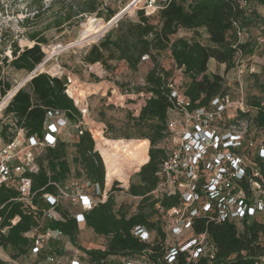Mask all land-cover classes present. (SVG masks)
<instances>
[{
    "label": "trees",
    "instance_id": "16d2710c",
    "mask_svg": "<svg viewBox=\"0 0 264 264\" xmlns=\"http://www.w3.org/2000/svg\"><path fill=\"white\" fill-rule=\"evenodd\" d=\"M248 1L249 7L244 8L240 0H170L153 16L145 14V11L140 9L137 12L138 19L127 21L126 26L127 33L136 43L134 52L124 40L113 41L110 38L94 44L88 51L85 60L89 63L106 62L108 58L113 57L115 49L121 51L122 57L133 68H136L144 55L153 57V66L147 72L145 84L139 88L150 94V97L140 107L139 115L134 117L143 130L140 136L147 138V142L126 139L123 142L115 141L112 145L115 156L118 153L117 155L139 163L144 154V146L149 143L147 162L136 173L137 181L132 182L128 190L129 194L141 197V200L137 210L130 212L123 204L116 208L115 198L110 195L105 202L99 203L85 213L86 226L97 235L106 237L104 249L84 250L88 255L87 264H113L111 260L113 257L130 259L141 256L151 259L154 264H254L264 255V220L259 218L247 220L244 227L239 229L233 222L219 223L202 215L195 219L194 231L208 233L217 246L216 257L212 260L200 257L188 261L186 253L180 252L173 262H169L166 259L167 231L160 219L162 213L156 207V203L160 201L161 206L168 209L178 205L180 197L177 194L166 195L159 200L150 194L157 186V171L161 161L166 157V150L159 144L168 135V110L173 106L167 86L173 71L167 70L157 60L155 52L170 50L175 65L184 68L186 93L194 105L208 106L215 96L227 93L224 75L207 72L209 61L215 59L219 63H224L226 70H229L235 65L238 49L247 54L251 44L250 41L239 42V29L249 30L252 26H258L264 34V17L251 7V1L264 5V0ZM100 4L99 0H80L77 14L93 13ZM72 5L74 7L75 4ZM39 12L37 9L34 16ZM114 14L115 11L112 10L109 19ZM72 16V13H66L58 20V25L70 21ZM152 17H157L158 22L154 23ZM181 28L194 30L197 35L172 38ZM200 29H205L208 33L207 43L200 38ZM28 35L34 44L22 48L18 40L13 39L11 59L4 55L5 38L1 40L3 43L0 51L1 96L13 87L11 81L3 74L4 67L10 65L18 70L30 72L45 58L41 43H46V37L36 30ZM102 86V83H95L90 85V88L94 92ZM65 89V76H52L47 72L35 75L18 90L6 107V112L13 116L12 124L2 125L0 138L10 140L13 132L9 133L8 130L13 129L15 125L24 126L30 135L43 136L46 113L49 109L70 112L80 120L81 111ZM259 89L262 95H253L248 100V104L254 109L253 114L240 112L233 122L239 123L247 119L253 128L264 130V81L259 83ZM124 100L125 96H120V103ZM75 147L76 154L72 161L68 158V142L62 138L58 139L54 147H47L39 156V172L28 174L32 179V189L36 192L37 200L41 201L44 193L57 192L53 182H61L71 176L90 179L104 190L106 180L107 184H110L113 177L118 175L114 169L105 168L103 157L96 149L95 139L89 129L83 134H78ZM253 160L260 170L261 177L258 179L264 188V157L255 155ZM72 162L76 165V174L72 171ZM113 187V190L120 189L117 188V182ZM17 196L16 189L7 185L0 186L1 226L11 225L10 219L20 216V220L11 225L6 233H0V245L12 248L20 254L26 253L32 245V238L28 233L36 219L34 215L23 210L22 203L15 199ZM59 210L63 219L50 222L49 225L59 227L71 241L76 242L81 231L76 217L67 209ZM136 226H145L154 231L156 234L153 240L145 241L136 236L133 233ZM0 264L8 262L0 257Z\"/></svg>",
    "mask_w": 264,
    "mask_h": 264
},
{
    "label": "built area",
    "instance_id": "2783aa9c",
    "mask_svg": "<svg viewBox=\"0 0 264 264\" xmlns=\"http://www.w3.org/2000/svg\"><path fill=\"white\" fill-rule=\"evenodd\" d=\"M169 1L133 0L130 5L138 3L137 8L143 9L147 15H152L165 7ZM142 2L143 5H139ZM240 3L244 8L250 5L248 0H240ZM107 5L108 1L103 0L99 9ZM124 11L125 9L113 15L110 21L118 20ZM91 17L99 18L97 13ZM246 35H248L246 29H239V42H245ZM102 36L103 34L97 39ZM258 39L264 41V34ZM73 44L75 43L66 45L59 42L50 48V55L45 53L44 60L29 72L24 82H19L0 97L1 109H6L18 90L35 75L43 72L40 68L42 65L56 53ZM245 55L242 49H238L234 67L240 73L247 69L255 73L254 65L245 61ZM146 58L149 56L144 55L143 59ZM51 75L66 77L65 92L76 101L72 88L75 86L73 76L61 75L59 72ZM167 86L173 106L168 110V135L162 145L166 150V157L161 161L157 171V186L150 192L159 200L166 195L177 194L180 197V203L168 209L162 207L160 201L156 203L162 216L168 217L167 225L164 226L167 231L166 259L173 262L180 252H184L188 261L200 257L212 260L216 257L217 246L207 232L194 231V221L197 217L206 215L219 223L233 222L239 229L240 226L244 227L247 220L253 218L264 220V188L258 179L261 177L260 170L253 160L255 155L264 157V139L258 140L252 133L264 130L253 128L247 119L239 123L232 121L240 112L252 115L254 111L244 94L235 100L227 92L215 96L208 106H195L186 93L184 68L177 65ZM77 103L76 101L75 104ZM75 119L70 112L49 109L46 113L43 136L30 135L24 126H17L13 122L15 127L12 129L11 139L0 141V186L7 185L16 189L18 196L15 199L22 203L26 213L34 215L36 219L28 233L32 238V245L26 253L17 254L15 258H4L2 252L7 247L0 245V257L8 264H20L19 259L28 255L38 258L56 241L68 239L71 243H79V239L73 242L59 227L49 225L50 222L63 219L59 210L66 209L61 203L62 198L68 197L79 209V212L73 215L81 231L86 228L85 213L107 200L106 196L103 197L101 194L98 183L75 176L61 182H53L57 192L44 193L41 201L37 200L36 192L32 189V179L28 174L39 172L38 158L45 149L54 147L67 128L73 124L76 125L78 134H83L88 129L82 118ZM19 220V215L14 216L10 219L11 225ZM11 225L2 227L0 218V233H6ZM133 233L145 241H152L154 238L153 231L145 226H136ZM84 256L85 260L78 257L63 260L55 254L48 253L46 259L52 264H87L86 252ZM124 264L154 263L146 256H141L137 262L126 261ZM254 264H264V255Z\"/></svg>",
    "mask_w": 264,
    "mask_h": 264
},
{
    "label": "rangeland",
    "instance_id": "374dc122",
    "mask_svg": "<svg viewBox=\"0 0 264 264\" xmlns=\"http://www.w3.org/2000/svg\"><path fill=\"white\" fill-rule=\"evenodd\" d=\"M102 1L99 0V2ZM107 1V6L101 9L98 8L93 13L86 12L77 14V5H79L80 0H0V51H2L1 48L3 47L1 40L5 38L3 41L6 43L4 55H8L11 59V44L13 39L18 40L22 48L31 46L34 44V41L30 40L28 34L35 30L46 37L47 41L46 43H41V47L48 55H50V48L59 44V42H63L66 45L75 43L56 53L46 62L45 67L41 66L40 68H42L43 72L50 74L59 72L61 75L71 74L73 76L75 87L78 88L79 92L75 94L76 101L78 102L77 105L80 109L85 110L81 112L83 124L92 132L96 142V149L98 147L100 151L97 150L101 152L100 154L103 157L105 168H108V170L114 169L118 174L113 177L110 184H107L106 180L105 189L100 190L101 194H103V197L106 196V199L112 195L115 198L116 208L123 204L125 206L124 208H127L130 212H134L138 208L141 197L129 194L128 190L130 184L137 181L136 173L147 162V148H150V145L148 147L149 143H147L144 146V154L139 163L125 156L117 155L118 153L116 156H119V158H117L114 155L115 150L112 148V145L115 141L123 142L126 139L138 141L147 140V138L140 136L143 130L137 124L134 117L139 115L140 107L143 106L144 101L150 95L145 90H140L139 88L146 82L147 72L153 66V57L146 59L141 57L136 68H133L122 57L121 51L115 49L113 57L108 58L104 63H89L85 60L90 48L94 44H99L105 38H110L113 41L124 40L131 47L132 52L135 50L136 43L127 33L126 26L127 21H135L138 19L137 12L140 8L134 6L133 10L128 9L133 0ZM73 3L75 4L74 7L72 5ZM139 5H143V2ZM251 7L264 17V5L251 1ZM37 9L40 12L34 16ZM124 9L125 11L122 16L108 27V23L111 22L109 16L112 10L117 14ZM66 13L73 14L71 20L59 26L57 23L58 20L63 18ZM94 13H97L98 19L91 17L94 16ZM152 21L157 23L158 18L152 17ZM98 25L105 28L104 31L101 33L98 32L91 38L83 41L86 34ZM199 32L202 41L207 43L208 33L206 30L200 29ZM101 34L103 36L97 39ZM247 34L245 41H250L251 44L248 53L245 55V61L254 65L255 73H253L254 71L250 72L248 69L240 73L235 67L226 70V65L219 63L215 59L209 61L207 72H216L224 75L227 92L235 100L244 94L248 102L251 96L262 95L259 89V83L264 81V41L258 39L263 35L258 26H252L247 30ZM194 35H197L194 30L181 28L172 38L179 36L192 37ZM105 53L106 55L109 54L108 51ZM155 54L157 60L167 70L170 72L175 70V61L169 49L155 52ZM3 74L11 81L13 86H16L19 82H24L27 79L29 72L26 70H18L9 65L4 67ZM95 83H102L103 86L98 91L93 92L90 85ZM122 95L125 96V100L123 103H120V96ZM12 117V115L6 112V109H1L0 102V129L2 125L5 126L8 124L10 126L12 124ZM8 131L11 133L12 129ZM252 133L258 140L264 139L263 131H253ZM62 139L68 142V158L72 161L76 154L75 143L78 140V132L75 124L67 128L62 135ZM159 145L162 146L163 142ZM72 166V171L76 174L75 163L72 162ZM116 182L117 188L120 189L113 190L112 188H114L113 186L114 184L116 185ZM61 203L72 214L79 212V209L72 204L68 197L62 198ZM160 219L163 226H166L168 217L161 216ZM240 229H242V226H240ZM155 234L153 231V235ZM78 241V244L71 243L68 239L53 242L49 248L44 250L40 257L36 258L28 255L27 257L19 259V262L20 264H52L46 259L48 253L55 254L63 260L74 257L85 260L84 250L88 247H104L106 237L97 235L90 227L86 226V228L80 231ZM16 254L17 251L12 248H7L2 252L4 258H15ZM138 259L139 257L130 259L113 257L111 260L113 264H124L126 261L137 262Z\"/></svg>",
    "mask_w": 264,
    "mask_h": 264
},
{
    "label": "bare ground",
    "instance_id": "6f19581e",
    "mask_svg": "<svg viewBox=\"0 0 264 264\" xmlns=\"http://www.w3.org/2000/svg\"><path fill=\"white\" fill-rule=\"evenodd\" d=\"M134 6L137 8L138 3H135V2L132 3L131 5H129L128 9H132V10H133ZM112 24H113V21L109 22L107 26L109 27V26H111ZM104 29H105V28H103V27L100 26V25L94 27L93 30L89 31V32L86 34V36L83 38V41H84V40H87V39H89V38H91L92 36H94V35H95L96 33H98V32L101 33L102 31H104ZM43 66L45 67V65H42V67H43ZM72 88H73V92L79 93L77 87L72 86ZM1 106H2V103H1Z\"/></svg>",
    "mask_w": 264,
    "mask_h": 264
},
{
    "label": "crops",
    "instance_id": "0c3cea01",
    "mask_svg": "<svg viewBox=\"0 0 264 264\" xmlns=\"http://www.w3.org/2000/svg\"><path fill=\"white\" fill-rule=\"evenodd\" d=\"M211 60H214V59H211ZM211 60H210V61H211ZM97 149H98V147H97ZM98 150H99V149H98ZM99 151H100V150H99ZM100 153H101V152H100Z\"/></svg>",
    "mask_w": 264,
    "mask_h": 264
}]
</instances>
